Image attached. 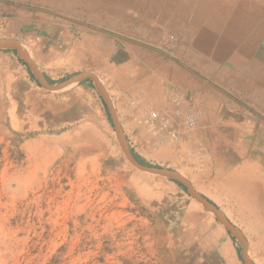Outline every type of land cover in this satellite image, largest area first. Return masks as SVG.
Here are the masks:
<instances>
[{"label": "rangeland", "instance_id": "1", "mask_svg": "<svg viewBox=\"0 0 264 264\" xmlns=\"http://www.w3.org/2000/svg\"><path fill=\"white\" fill-rule=\"evenodd\" d=\"M0 1L13 7L0 11V39L20 42L55 83L97 75L128 147L183 174L242 232L250 261L264 264V218L249 216L264 192V68L251 87L249 66L235 64L233 84L215 87L209 109L185 101L200 113L195 128L176 125L159 137L141 120L161 111L113 89L122 85L113 63L99 67L73 51L81 23L31 0ZM222 3L230 19L237 8L256 19L244 45L264 24V0ZM21 61L0 50V264H245L241 243L212 213L189 209L186 189L128 162L92 81L49 93Z\"/></svg>", "mask_w": 264, "mask_h": 264}, {"label": "crops", "instance_id": "2", "mask_svg": "<svg viewBox=\"0 0 264 264\" xmlns=\"http://www.w3.org/2000/svg\"><path fill=\"white\" fill-rule=\"evenodd\" d=\"M31 4L81 23L74 24L80 36L71 38L73 51L96 59L99 67L113 63L122 83L113 89L136 94L139 106L170 112L178 95L185 97L183 106L186 101L209 109L216 103L215 87L233 84L235 64L242 69L248 65L254 74L244 86L259 85L264 24L243 45L256 19L238 8L228 18L222 0H31ZM12 8L0 1V11ZM172 33L176 42L166 52L164 45Z\"/></svg>", "mask_w": 264, "mask_h": 264}, {"label": "water", "instance_id": "3", "mask_svg": "<svg viewBox=\"0 0 264 264\" xmlns=\"http://www.w3.org/2000/svg\"><path fill=\"white\" fill-rule=\"evenodd\" d=\"M0 50L16 51L19 58L28 65L31 73L33 74L34 78L36 79L40 87H42L45 91L49 93H55V94L64 93L76 86L83 84L87 80L92 81L110 111L115 126L118 143L128 162L140 172L148 173L153 176L163 177L170 181L182 184L186 188L187 193L197 203H199L205 211H207L208 213H212L214 217L217 219V221L227 229L230 235L241 243L243 247L242 256L245 261V264H253L248 257V245L242 232L239 229H237L229 221L228 218L224 216L220 208L214 202H212L209 198L205 197L204 195H201L198 192H196L192 184L186 178L181 176L179 173L173 170H166L163 168H158L153 166H145L136 160L134 154L132 153V150L128 147L126 143V139L123 135L112 100L108 95L107 91L105 90L104 86L102 85L100 79L97 77V75H95L92 72H83L74 75L73 77L61 83L51 84L48 81L47 77L34 64L28 52L23 49V46L20 42L15 40L0 39Z\"/></svg>", "mask_w": 264, "mask_h": 264}, {"label": "built area", "instance_id": "4", "mask_svg": "<svg viewBox=\"0 0 264 264\" xmlns=\"http://www.w3.org/2000/svg\"><path fill=\"white\" fill-rule=\"evenodd\" d=\"M175 36L170 35L164 45V50L170 52L175 44ZM181 96L173 97V109L170 112H149L142 118V123L153 133L158 135L164 134L165 131L172 135V129L176 125H182L188 129H193L198 125L200 113L186 109L182 102Z\"/></svg>", "mask_w": 264, "mask_h": 264}, {"label": "bare ground", "instance_id": "5", "mask_svg": "<svg viewBox=\"0 0 264 264\" xmlns=\"http://www.w3.org/2000/svg\"><path fill=\"white\" fill-rule=\"evenodd\" d=\"M23 49L25 50V46H23ZM148 174V173H147ZM181 174V173H180ZM181 176H184L183 174H181ZM185 177V176H184ZM253 207H254V210L250 212V215L251 217H256L257 219H260L261 217L264 218V193L261 194V197L258 199V200H255V202L253 203ZM190 210L192 211H196L198 209H201V205L199 203H197L196 201H192L191 202V205H190ZM222 212V211H221ZM223 213V212H222ZM211 219V225H212V222H213V218H210ZM223 230L221 229V232ZM180 239V238H179ZM246 244V242H245ZM191 250V249H190ZM192 251V250H191ZM198 253V252H197ZM216 253V252H215ZM193 256V255H192ZM210 264V262H209ZM217 264V263H216Z\"/></svg>", "mask_w": 264, "mask_h": 264}, {"label": "trees", "instance_id": "6", "mask_svg": "<svg viewBox=\"0 0 264 264\" xmlns=\"http://www.w3.org/2000/svg\"><path fill=\"white\" fill-rule=\"evenodd\" d=\"M14 53H16V51H13ZM21 62H23V61H21ZM47 77V76H46ZM47 79H48V81L51 83V84H55V82L54 81H52L49 77H47ZM37 82V81H36ZM86 82H91L90 80H87ZM86 82H84V83H86ZM83 83V84H84ZM38 84V83H37ZM39 85V84H38ZM40 86V85H39ZM132 153L134 154V156H135V158H136V160L137 161H139L142 165H145V166H150V164H148V163H146L144 160H142V158L139 156V155H137L133 150H132ZM180 187H182L183 189H186L182 184H180V183H177Z\"/></svg>", "mask_w": 264, "mask_h": 264}]
</instances>
